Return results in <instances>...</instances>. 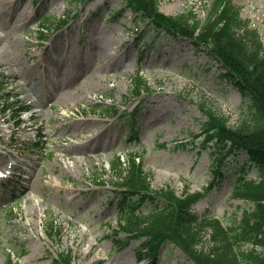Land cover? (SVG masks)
I'll return each instance as SVG.
<instances>
[{"label": "rangeland", "instance_id": "rangeland-1", "mask_svg": "<svg viewBox=\"0 0 264 264\" xmlns=\"http://www.w3.org/2000/svg\"><path fill=\"white\" fill-rule=\"evenodd\" d=\"M2 1L0 169L18 168L13 179L4 181L8 187L0 182V264L8 263L12 251L18 264H52L62 251H72V264H148L138 261L140 243L126 248L114 243L118 198L110 161L114 155L126 160L135 152L143 156L154 190L170 187L177 195L187 187L202 191L213 179L218 154L213 144L205 148L196 138L202 106L237 126L252 111L251 105L207 50L154 32L125 9V0H18L16 5ZM212 1L160 0L159 7L169 16L204 19ZM232 1L243 20L258 31L264 47V0ZM46 18L54 24L45 27ZM73 68L77 77L66 79ZM137 70L154 94L132 125L128 114L138 102L126 99L130 77ZM7 92L20 102L4 113ZM63 92L72 97L63 100ZM102 102L113 109L107 113L94 108ZM22 106L30 112L20 113ZM117 108L121 111L115 114ZM38 134L43 136L40 149L33 147ZM92 134L95 138L88 143ZM165 143L169 148L190 145L174 151L161 149ZM245 167H250L246 153L223 162L224 180L194 211L220 219L225 227L236 225L242 214L239 206L245 205L232 196L231 187ZM252 177L255 171L248 176ZM52 220L60 237L45 233ZM209 244L210 229L201 248L207 250ZM160 258L158 264H194L172 244L161 249Z\"/></svg>", "mask_w": 264, "mask_h": 264}, {"label": "trees", "instance_id": "trees-1", "mask_svg": "<svg viewBox=\"0 0 264 264\" xmlns=\"http://www.w3.org/2000/svg\"><path fill=\"white\" fill-rule=\"evenodd\" d=\"M158 3L159 0H127V6L148 21L155 31L180 34L208 47L226 70L224 76L252 105L253 112L238 126H231L227 117L204 107L200 137L219 148V166L227 157L246 153L249 162L257 168L260 181L248 180L246 169L241 170L232 190L234 197L247 206L236 225L225 229L220 221L206 220L192 211L224 178L220 167L204 193L187 190L177 196L171 188L153 190L151 176L135 155H130L127 168L116 158L111 166L117 179L115 185L122 189L119 193L120 230L130 234L125 243L116 241L121 245L133 240L143 241L139 258H148L152 264L158 261L160 248L168 243L178 245L197 264H264V48L261 37L249 28L231 0H214L204 20L188 15L166 16L159 12ZM132 82L133 97L151 92L140 76ZM146 203L153 204L155 209L146 214L138 211ZM208 227L212 229L211 247L205 251L199 246ZM49 229L54 228L51 225ZM246 243L253 248L243 250ZM8 264L14 263L9 259ZM57 264H71L70 256H63Z\"/></svg>", "mask_w": 264, "mask_h": 264}, {"label": "bare ground", "instance_id": "bare-ground-1", "mask_svg": "<svg viewBox=\"0 0 264 264\" xmlns=\"http://www.w3.org/2000/svg\"><path fill=\"white\" fill-rule=\"evenodd\" d=\"M6 2H4V1H2L1 3H0V5H1V7L5 4ZM9 3L10 4H12V5H16L17 3H18V0H10L9 1ZM16 9H14V12H15V10H17L18 9V7H16V6H14ZM28 12H26V14H27ZM32 57H35V55H32ZM66 79H73V78H76L77 77V71H75L74 70V68L71 70V71H69V72H67L66 74ZM56 76H59V73L57 72V74H56ZM63 95H65V98H63V100H65V101H68L69 99H67L68 97H70L71 95H67L66 93H64L63 92ZM72 97V96H71ZM31 107H35V104L34 103H31V105H30ZM68 108H70V106H68L66 109H68ZM37 118H39V116H37V115H33L32 116V119H37ZM95 138V134H92L90 137H88V143L91 141V140H93ZM74 148H77V147H81V145H79V146H73ZM16 167H18V165H15L14 167H12V169H16ZM35 171H34V173H33V175L35 176ZM31 210H32V216H34L35 215V213H36V209L33 207V206H31Z\"/></svg>", "mask_w": 264, "mask_h": 264}]
</instances>
